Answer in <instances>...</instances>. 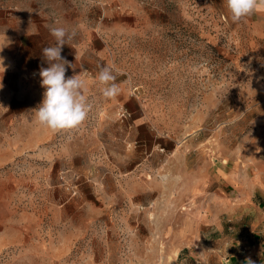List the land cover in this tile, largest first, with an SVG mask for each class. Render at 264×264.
Returning a JSON list of instances; mask_svg holds the SVG:
<instances>
[{
	"label": "rangeland",
	"instance_id": "1",
	"mask_svg": "<svg viewBox=\"0 0 264 264\" xmlns=\"http://www.w3.org/2000/svg\"><path fill=\"white\" fill-rule=\"evenodd\" d=\"M52 27L75 30L61 55L92 105L56 132L32 111ZM0 47V264H197L262 223L264 12L234 24L225 0H0ZM108 62L111 100L95 80Z\"/></svg>",
	"mask_w": 264,
	"mask_h": 264
},
{
	"label": "clouds",
	"instance_id": "2",
	"mask_svg": "<svg viewBox=\"0 0 264 264\" xmlns=\"http://www.w3.org/2000/svg\"><path fill=\"white\" fill-rule=\"evenodd\" d=\"M229 18L232 23L238 24L248 17L264 12V0H225ZM50 34L54 43L41 50L42 57L48 67L39 69L40 84L45 89L39 106L32 111L35 122L53 132L79 128L86 120L92 105L86 95L87 88L81 73L66 76L68 68L75 69L74 64L64 58L61 53L64 45H69L75 38V30L69 32L64 27H52ZM3 47H0V52ZM100 70L95 80L100 86L105 99H115L121 92L116 83L117 75L122 74L112 62L99 66ZM7 70L4 58L0 57V88L3 87V73ZM245 264H254L249 258Z\"/></svg>",
	"mask_w": 264,
	"mask_h": 264
},
{
	"label": "crops",
	"instance_id": "3",
	"mask_svg": "<svg viewBox=\"0 0 264 264\" xmlns=\"http://www.w3.org/2000/svg\"><path fill=\"white\" fill-rule=\"evenodd\" d=\"M81 56L78 55L79 58ZM260 222L250 230L252 233L248 231L242 236L226 238L224 246H220L218 251L213 249L214 253L198 252L195 261L197 264H245L250 258L254 264H264V219Z\"/></svg>",
	"mask_w": 264,
	"mask_h": 264
}]
</instances>
